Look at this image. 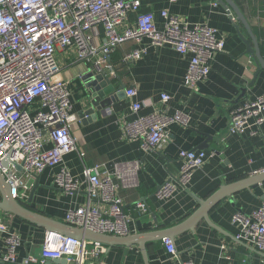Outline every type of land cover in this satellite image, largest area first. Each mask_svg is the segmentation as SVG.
Wrapping results in <instances>:
<instances>
[{
    "label": "crops",
    "instance_id": "1",
    "mask_svg": "<svg viewBox=\"0 0 264 264\" xmlns=\"http://www.w3.org/2000/svg\"><path fill=\"white\" fill-rule=\"evenodd\" d=\"M233 1L249 22L251 35L256 38L264 58V0H238L240 5ZM165 10L190 25L208 24L225 40L224 52L213 57L210 75L199 84L197 92L192 91L185 86L191 56L180 55L171 46L155 48L145 39L142 42L145 55L140 60L125 62L124 55L138 47L135 42H127L108 58L112 69H107V73L116 90L121 86L126 90L135 88L137 95L130 100L125 93L115 92V99L107 109L83 119L80 112L88 109L90 102L82 77L92 65L79 60L75 47L59 50L58 78L68 83L72 94L71 113L76 117L72 132L80 150L86 154L84 159L77 153L67 155L63 167L84 183L85 167L99 165L111 175L122 172L126 176L134 169L138 186L124 187L119 192L125 213L133 218V236L179 228L201 210L199 201H207L217 192L228 189L225 198L206 211V218L202 215L170 237L178 251L177 258L168 253L162 240L147 243L148 264H264L255 246L237 240L239 228L232 222L238 212L250 215L259 209L264 194L263 140L229 132L230 110L247 100L264 97V69L257 74L259 66L246 54L245 42L254 48L252 36L237 20L233 9L218 0H178L175 4L170 0H142L139 13H152L155 22L161 23V13ZM137 15L131 14L132 22ZM97 31L95 42L102 46L104 30L99 27ZM163 94L170 97L167 103L161 101ZM135 103L141 105L138 113L132 109ZM178 111L190 116V126H171L168 142L161 151H144L140 142L123 136L125 122L157 112ZM52 147L50 143L45 149ZM181 150L206 152V163L194 171L186 190L181 188L173 196L159 199L157 190L176 178L182 168ZM58 170L49 168L38 176L37 202L30 206L38 213L64 222L69 210L88 205L89 195L86 186L75 195L56 188L53 181ZM139 203L150 208L148 215L138 212ZM91 205L100 208L103 214L110 209L109 204L99 201H92ZM0 218L21 236L23 245L19 256L39 253L47 233L44 229L13 215L0 213ZM103 246L105 252L91 255L89 264H145L137 245ZM3 253L2 244L0 256Z\"/></svg>",
    "mask_w": 264,
    "mask_h": 264
},
{
    "label": "built area",
    "instance_id": "2",
    "mask_svg": "<svg viewBox=\"0 0 264 264\" xmlns=\"http://www.w3.org/2000/svg\"><path fill=\"white\" fill-rule=\"evenodd\" d=\"M177 2L170 0L171 4ZM141 6L142 0H0V172L12 197L27 206L36 178L49 168H58L53 181L56 188L75 195L86 186L89 195L88 205L69 210L64 222L100 235H132L133 218L125 213L119 192L124 187L136 188L138 180L134 169L129 176L122 172L111 175L96 165L84 168V183L63 167L67 155L77 153L84 159L86 154L72 132L76 124L71 113L72 94L68 83L58 78L57 52L75 47L80 61L90 63L98 72L107 71L112 69L108 58L127 42L138 47L123 60H140L146 53L142 42L147 39L155 48L171 46L178 54L191 56L185 86L197 92L211 73L213 57L225 50V40L210 25H190L167 10L161 13L163 21L156 23L152 13H139ZM134 13L138 15L132 22ZM99 27L105 34L102 46L95 42ZM125 94L132 100L137 90L129 88ZM169 100L168 95L161 96L163 103ZM132 109L138 113L141 105L135 103ZM229 116L231 135L247 134L264 142V97L245 101L230 110ZM190 123L185 112H157L123 123L122 131L125 139L140 142L144 151H161L171 126L189 128ZM50 143L53 147L46 150ZM207 157L204 151L181 150L178 176L162 185L156 196L166 199L181 188L186 190ZM92 201L109 204V212L103 214ZM136 208L142 215L150 213L145 203ZM232 222L239 228L237 240L255 246L264 260V194L259 209L250 215L238 212ZM162 242L173 258L179 256L171 238ZM2 244L0 264H45L48 260L89 264L91 255L105 252L98 243L46 233L38 254L21 257V236L0 218V247Z\"/></svg>",
    "mask_w": 264,
    "mask_h": 264
},
{
    "label": "water",
    "instance_id": "3",
    "mask_svg": "<svg viewBox=\"0 0 264 264\" xmlns=\"http://www.w3.org/2000/svg\"><path fill=\"white\" fill-rule=\"evenodd\" d=\"M220 4L225 7H231L237 15V20L243 24L248 33L251 35L252 28L245 18L242 11L234 3L233 0H218ZM252 36L254 43V48H252L248 43L246 44V54L251 55L257 65L259 66V71L264 69V58L261 55V51L258 45L256 38ZM256 74V75H257ZM82 82L85 84L86 88L89 90V102L90 107L86 110L80 112L81 118L85 119L86 117L93 115L96 111H102L107 109L112 101L115 99V92H118V95L125 93V86H121L116 90L112 81L108 78V73L105 70L98 72L94 66L88 68L87 72L82 77ZM202 148V147H201ZM200 148V149H201ZM6 165V162H4ZM17 169L20 171L21 167L17 166ZM39 178L37 177L36 183L32 189L31 197L27 206L20 204L12 197L11 188L6 183L5 178L0 172V212L4 214L13 215L21 220L32 224L40 229H44L47 233H55L62 235L68 238H73L79 241H89L92 243H98L101 245L114 247V246H123L130 248L133 245H137L140 248V252L143 256L145 264H148L146 244L149 242H156L163 240L164 238H170L174 234L182 231L184 228L188 227L189 224L194 222L197 218L203 217L206 218V211L215 207L223 198L228 189H223L216 194H214L207 201H199L201 210L195 214L187 224L173 230H167L166 232H157V233H146L139 235H130L126 237H115L109 235H100L83 228H76L66 224L63 221H58L53 218H50L46 215L34 211L30 205L37 202V193L40 188L38 182ZM175 180V178L170 179ZM47 264H67L66 260H48Z\"/></svg>",
    "mask_w": 264,
    "mask_h": 264
},
{
    "label": "trees",
    "instance_id": "4",
    "mask_svg": "<svg viewBox=\"0 0 264 264\" xmlns=\"http://www.w3.org/2000/svg\"><path fill=\"white\" fill-rule=\"evenodd\" d=\"M236 2L239 4L238 0H236ZM240 5V4H239ZM150 209V208H149Z\"/></svg>",
    "mask_w": 264,
    "mask_h": 264
},
{
    "label": "rangeland",
    "instance_id": "5",
    "mask_svg": "<svg viewBox=\"0 0 264 264\" xmlns=\"http://www.w3.org/2000/svg\"><path fill=\"white\" fill-rule=\"evenodd\" d=\"M40 252V251H39Z\"/></svg>",
    "mask_w": 264,
    "mask_h": 264
}]
</instances>
